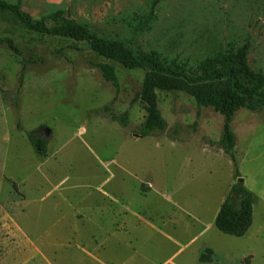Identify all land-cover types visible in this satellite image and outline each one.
<instances>
[{"label": "rangeland", "instance_id": "374dc122", "mask_svg": "<svg viewBox=\"0 0 264 264\" xmlns=\"http://www.w3.org/2000/svg\"><path fill=\"white\" fill-rule=\"evenodd\" d=\"M21 3L36 20L62 10L100 38L136 55L156 51L192 73L250 38L249 64L264 73V0ZM0 38L21 50L0 43V264H264V113L242 109L233 119L236 172L209 143L223 116L187 93L158 91L167 129L138 137L143 70L108 60L89 41L31 31L10 13L0 14ZM90 61L114 64L118 91ZM113 100L117 113L129 112L127 127L99 112ZM29 131L48 139L46 154ZM240 178L254 194V217L235 237L215 219ZM208 250L211 261H202Z\"/></svg>", "mask_w": 264, "mask_h": 264}, {"label": "trees", "instance_id": "16d2710c", "mask_svg": "<svg viewBox=\"0 0 264 264\" xmlns=\"http://www.w3.org/2000/svg\"><path fill=\"white\" fill-rule=\"evenodd\" d=\"M155 2L154 5H156ZM153 5V6H154ZM21 0L16 3L0 0V14L10 13L19 19L24 26L43 35L60 36L77 42L89 41L96 53L125 68L141 69L145 73L141 90L134 102H139L146 111L144 120L133 130L138 137L157 136L166 131L168 122L159 106L158 91H181L192 96L199 107H211L223 116V129L217 144L236 167L234 153L237 136L232 122L242 109L264 113V73L254 70L249 64L251 48L250 38L235 52L216 56L201 62L197 73L185 70L182 66L169 62L156 52H141L136 55L123 41L105 40L92 33L90 28L64 16L62 10L48 14L42 19H34L22 10ZM47 21L53 25L49 26ZM16 54L21 50L12 38H0ZM78 47V46H75ZM64 49L59 50L63 53ZM97 68L106 82H110L118 91L119 78L111 62L90 61ZM26 70L23 65L22 73ZM23 79V74L21 80ZM114 100L105 105L99 112L123 127L129 125V112L117 113L113 108ZM27 137L38 155L47 153L48 139L36 131L27 132ZM254 217V194L245 186L236 184L232 187L216 216V227L223 233L243 237L252 226ZM212 250L201 255V260L210 262Z\"/></svg>", "mask_w": 264, "mask_h": 264}, {"label": "water", "instance_id": "95a60500", "mask_svg": "<svg viewBox=\"0 0 264 264\" xmlns=\"http://www.w3.org/2000/svg\"><path fill=\"white\" fill-rule=\"evenodd\" d=\"M240 186H243L244 184V180L242 178L239 179V183H238Z\"/></svg>", "mask_w": 264, "mask_h": 264}]
</instances>
